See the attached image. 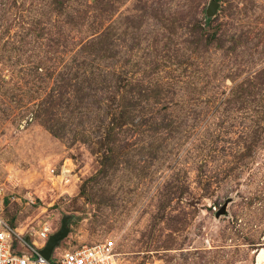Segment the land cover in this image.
I'll use <instances>...</instances> for the list:
<instances>
[{
	"label": "rangeland",
	"instance_id": "374dc122",
	"mask_svg": "<svg viewBox=\"0 0 264 264\" xmlns=\"http://www.w3.org/2000/svg\"><path fill=\"white\" fill-rule=\"evenodd\" d=\"M0 184L53 260L256 264L264 0H0Z\"/></svg>",
	"mask_w": 264,
	"mask_h": 264
},
{
	"label": "built area",
	"instance_id": "2783aa9c",
	"mask_svg": "<svg viewBox=\"0 0 264 264\" xmlns=\"http://www.w3.org/2000/svg\"><path fill=\"white\" fill-rule=\"evenodd\" d=\"M7 201L11 198L0 184V264H117L112 238L93 245L77 246L57 254L54 260L52 254L49 259L44 258L40 251L52 234V227L44 222L40 227H30L24 237L4 218Z\"/></svg>",
	"mask_w": 264,
	"mask_h": 264
},
{
	"label": "water",
	"instance_id": "95a60500",
	"mask_svg": "<svg viewBox=\"0 0 264 264\" xmlns=\"http://www.w3.org/2000/svg\"><path fill=\"white\" fill-rule=\"evenodd\" d=\"M67 235H68V229L63 223L58 233L51 234L49 236L44 248L40 251V254L44 258L49 259L56 244L62 241L63 239H65Z\"/></svg>",
	"mask_w": 264,
	"mask_h": 264
},
{
	"label": "bare ground",
	"instance_id": "6f19581e",
	"mask_svg": "<svg viewBox=\"0 0 264 264\" xmlns=\"http://www.w3.org/2000/svg\"><path fill=\"white\" fill-rule=\"evenodd\" d=\"M256 264H264V249H261L256 257Z\"/></svg>",
	"mask_w": 264,
	"mask_h": 264
}]
</instances>
